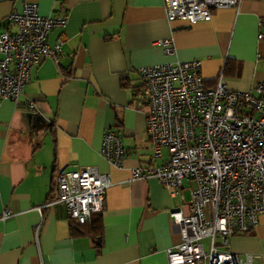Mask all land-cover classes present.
Segmentation results:
<instances>
[{
  "label": "crops",
  "instance_id": "1",
  "mask_svg": "<svg viewBox=\"0 0 264 264\" xmlns=\"http://www.w3.org/2000/svg\"><path fill=\"white\" fill-rule=\"evenodd\" d=\"M22 3L36 4L40 16L66 15L67 24L58 65L41 60L15 103L0 99V264H166V251L179 243L169 214H187L194 185L183 181L171 195L153 179L130 181V170L167 160L165 149L152 158L143 112L133 109L136 70L198 61L206 88L222 71L229 89L255 96L252 87L262 83L264 94V0L210 10L208 21L192 25L167 22L161 0H0V32L13 29L7 16ZM59 32L48 33V45ZM164 39L173 54L156 45ZM27 114L42 121L32 124ZM107 130L120 137L119 169L99 155ZM84 168L104 175L108 186L101 212L77 226L62 204L44 205L56 198L58 171ZM226 250L241 264H264V214L231 236Z\"/></svg>",
  "mask_w": 264,
  "mask_h": 264
},
{
  "label": "built area",
  "instance_id": "2",
  "mask_svg": "<svg viewBox=\"0 0 264 264\" xmlns=\"http://www.w3.org/2000/svg\"><path fill=\"white\" fill-rule=\"evenodd\" d=\"M167 22L188 25L208 21L210 10L236 8L240 0H161ZM11 31L0 32V99L15 103L28 82L29 71L48 58L58 65L67 16H40L37 5L22 3L7 16ZM59 35L52 45L50 31ZM257 41L263 40L258 34ZM164 55L174 53L170 39L156 42ZM141 87L133 109L142 111L152 158L167 151L158 166L130 170V181L153 179L171 195L183 181L191 182L187 214H169L178 228L179 243L166 251V264H241L228 252L227 241L255 227L264 214V94L263 84L252 87L255 96L229 89L222 71L212 88L204 86L200 62L159 63L140 67ZM29 110L34 109L30 102ZM99 155L121 168L124 150L113 131L102 134ZM108 181L93 168L60 170L55 178L56 198L76 225L102 210ZM41 208H37L39 213ZM4 211L1 219L7 217ZM206 241V250L203 246ZM249 259H246L248 264Z\"/></svg>",
  "mask_w": 264,
  "mask_h": 264
},
{
  "label": "trees",
  "instance_id": "3",
  "mask_svg": "<svg viewBox=\"0 0 264 264\" xmlns=\"http://www.w3.org/2000/svg\"><path fill=\"white\" fill-rule=\"evenodd\" d=\"M67 72V71H66ZM65 74V75H64ZM62 75L64 76V79L66 78V73L65 72H62ZM48 200L50 199V197L47 198ZM89 222V221H88ZM87 222V223H88ZM87 223L83 224V225H77V226H84L86 225ZM99 231H100V228H99V221H94L93 222V227H92V234H96L98 235L99 234Z\"/></svg>",
  "mask_w": 264,
  "mask_h": 264
},
{
  "label": "water",
  "instance_id": "4",
  "mask_svg": "<svg viewBox=\"0 0 264 264\" xmlns=\"http://www.w3.org/2000/svg\"><path fill=\"white\" fill-rule=\"evenodd\" d=\"M25 118L27 119V121H30L32 124H35L38 121H42L41 118L35 114H27Z\"/></svg>",
  "mask_w": 264,
  "mask_h": 264
},
{
  "label": "rangeland",
  "instance_id": "5",
  "mask_svg": "<svg viewBox=\"0 0 264 264\" xmlns=\"http://www.w3.org/2000/svg\"><path fill=\"white\" fill-rule=\"evenodd\" d=\"M203 246H204V248L206 250V241H203Z\"/></svg>",
  "mask_w": 264,
  "mask_h": 264
}]
</instances>
